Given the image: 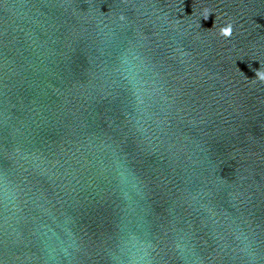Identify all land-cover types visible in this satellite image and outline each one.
<instances>
[{
    "label": "water",
    "instance_id": "water-1",
    "mask_svg": "<svg viewBox=\"0 0 264 264\" xmlns=\"http://www.w3.org/2000/svg\"><path fill=\"white\" fill-rule=\"evenodd\" d=\"M259 69L264 0H0V264H264Z\"/></svg>",
    "mask_w": 264,
    "mask_h": 264
},
{
    "label": "clouds",
    "instance_id": "clouds-1",
    "mask_svg": "<svg viewBox=\"0 0 264 264\" xmlns=\"http://www.w3.org/2000/svg\"><path fill=\"white\" fill-rule=\"evenodd\" d=\"M209 13H210V9L205 8L204 12H203V18L205 20L208 19ZM218 33L220 36L225 37V38L231 37V35L233 33V26H232L231 22L226 23L223 26H220L218 29ZM256 77L259 80L264 81V69L257 70L256 71Z\"/></svg>",
    "mask_w": 264,
    "mask_h": 264
}]
</instances>
